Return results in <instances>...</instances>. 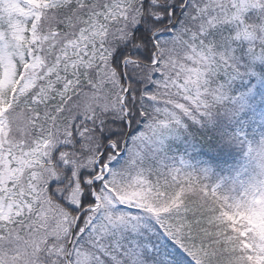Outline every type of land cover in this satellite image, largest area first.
Masks as SVG:
<instances>
[{
    "label": "snow or ice",
    "instance_id": "1",
    "mask_svg": "<svg viewBox=\"0 0 264 264\" xmlns=\"http://www.w3.org/2000/svg\"><path fill=\"white\" fill-rule=\"evenodd\" d=\"M0 264H264V0H0Z\"/></svg>",
    "mask_w": 264,
    "mask_h": 264
}]
</instances>
